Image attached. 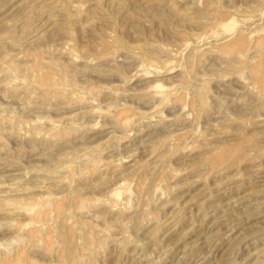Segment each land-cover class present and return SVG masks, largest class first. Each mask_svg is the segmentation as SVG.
<instances>
[{
  "label": "rangeland",
  "instance_id": "rangeland-1",
  "mask_svg": "<svg viewBox=\"0 0 264 264\" xmlns=\"http://www.w3.org/2000/svg\"><path fill=\"white\" fill-rule=\"evenodd\" d=\"M18 261L264 264V0H0Z\"/></svg>",
  "mask_w": 264,
  "mask_h": 264
},
{
  "label": "bare ground",
  "instance_id": "bare-ground-1",
  "mask_svg": "<svg viewBox=\"0 0 264 264\" xmlns=\"http://www.w3.org/2000/svg\"><path fill=\"white\" fill-rule=\"evenodd\" d=\"M22 254V253H21ZM19 259V258H18ZM17 261V260H16ZM9 262V261H8ZM17 264H21L19 261L17 262Z\"/></svg>",
  "mask_w": 264,
  "mask_h": 264
}]
</instances>
